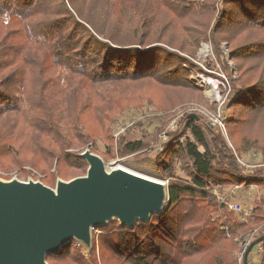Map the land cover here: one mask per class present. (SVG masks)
<instances>
[{
    "label": "trees",
    "instance_id": "trees-1",
    "mask_svg": "<svg viewBox=\"0 0 264 264\" xmlns=\"http://www.w3.org/2000/svg\"><path fill=\"white\" fill-rule=\"evenodd\" d=\"M52 2L58 5L50 7ZM238 8L237 17L248 20L253 34L264 30V0L239 2ZM211 9L212 3L203 6L196 0H0V157L12 154L33 169L49 170L54 160L67 161L74 168L85 166V161L72 153V142H89L97 129L103 133L101 107L113 98H105L102 92L113 86H134L133 82L142 79L164 86H187L183 74H156L161 63L158 54L168 51L146 47L159 42L183 48L181 42L171 41V24ZM36 14L39 17L33 19ZM208 24L199 25L206 29ZM210 34L216 45L219 39L214 37L213 26ZM145 53L153 56L149 70L144 59L134 62L136 55ZM247 57L250 62L244 70ZM242 59L237 67L239 86H245L241 79L247 71L248 82L255 79L247 101L240 99L250 110L249 131L257 114L264 113V35L248 42V55L243 52ZM243 90L235 86L232 94L237 96ZM227 121L233 136L235 120L229 117ZM185 129L183 140L174 144L188 160V179L168 182L167 205L151 215L149 222L105 231L101 239L110 254H124L131 264H238L234 254L238 240L248 233L250 218L257 217H252V212L247 222L242 221L238 213L217 200L210 187L264 186V167L243 173L219 131L203 127L195 119H188ZM124 136L122 133L114 140L112 133L114 143L121 144ZM248 136L253 138L239 134L241 142L246 138L248 149L264 159V136ZM170 142L164 143L161 151L169 150ZM122 147L130 154L143 150L145 143L134 139L124 141ZM159 168L169 173L172 165L161 159ZM262 203L254 209L262 208ZM261 220L264 229V218ZM257 237H263L259 242L263 244L264 232L253 239ZM72 255L84 263L80 248L70 240L57 254L47 255L46 261L56 264Z\"/></svg>",
    "mask_w": 264,
    "mask_h": 264
},
{
    "label": "rangeland",
    "instance_id": "rangeland-1",
    "mask_svg": "<svg viewBox=\"0 0 264 264\" xmlns=\"http://www.w3.org/2000/svg\"><path fill=\"white\" fill-rule=\"evenodd\" d=\"M196 1L203 6L212 3L211 12L204 11L202 13L200 11L193 16L186 15L182 19H177L170 26L173 33L171 41L174 43L181 42L183 48H177L176 45L173 47L166 46L159 42L151 43L146 47V50L160 47L168 51V54H158L157 57L161 63L155 70L156 74L162 77L174 76L176 73L183 74L187 79V86H164L153 80L142 79L133 82L134 86H113L112 89L103 91L102 95L105 94V98H113L111 103L101 107L100 117L102 118L100 120L104 131L102 133L97 129L96 135L86 143L73 141L72 153L79 154L84 149L89 148L91 152L100 156L106 169L119 165L138 174L163 181L166 185L172 180H187L186 172L190 165L183 154L175 150L174 143L177 139L183 140V134H186L187 120L195 119L203 127H209L213 132L219 131L228 148L234 151V154L247 165L237 162L243 173H250L264 167V159L260 154L256 153L254 149H248V140L244 138L241 142V138H239V134L250 138L253 137L248 135L262 138L264 136V113L257 114L252 130L248 131V113L250 110L245 107L248 103H240V99L247 101L248 89L253 88L255 79L248 82L251 78H248V71L245 72L241 79L245 86L240 87V72L237 69L243 62V52L248 55V42L257 40V36H263L264 30L256 31L255 35L251 29H248V20L237 17L239 2L247 3L248 0ZM56 5L58 4L52 2L50 7ZM38 17L36 14L33 19ZM228 17L229 19H227ZM202 22L209 23L206 29L199 25ZM183 26L186 27V31ZM212 26L214 37L219 39L217 46L212 42V34L209 35V29ZM205 33H207V38L203 39ZM140 49L141 52L146 51L144 48ZM150 53L136 55L134 62L138 58H142L141 60L144 59L147 64V70L151 69L149 61L153 56ZM248 62L250 60L247 57L244 70L247 69ZM162 65L164 67L159 70ZM257 76L258 74L254 77ZM64 77L62 73L61 80ZM235 86L238 87V90L244 89V92L235 96V92L232 94ZM92 113L91 111L89 115ZM132 117L134 118L131 120ZM229 117L232 121L235 120L234 125L232 124L233 136L229 134L230 123L227 121ZM124 121H132V123L126 126L123 132L115 135L121 122ZM170 132L172 133L168 135L167 133ZM65 133L67 136L69 135L68 131ZM112 133L114 140H117L120 134H125L121 140L123 142L141 139L145 143V148L128 154L123 150V142L121 144L114 143ZM168 141H171L169 150L164 151L163 149L161 151V146L167 144ZM161 159L172 165L169 173L159 168ZM29 165L23 160L15 159L12 154H5L0 157V179L16 178L23 181L32 179L54 188L57 179L69 180L84 175L87 170L86 161L85 166L82 165L79 168H74L71 163L64 160L59 162L54 160L49 170L42 169L40 166L33 169L32 165ZM237 193L231 200H238L248 205L251 213L253 212L252 217H259V219L254 220L250 218V213L248 216L250 218L248 233L243 235L242 240H238V246H236L238 249L235 250L234 254L237 263L240 264L244 251L243 242L247 238L251 241L254 236L264 232V229H261L263 224L261 219L264 218V186L241 189ZM261 202H263L262 208L259 207L255 210ZM117 225H119L117 220H111L104 226L93 229L89 252L78 241L72 240L76 243V247L80 248L85 264H131L124 254H117L120 259H117V255L110 254L101 239L105 231L110 233ZM253 251H255V247L248 254V264H255V261L260 259ZM72 256L62 261L58 260L56 264H84L78 261L74 255ZM210 264H213L212 261Z\"/></svg>",
    "mask_w": 264,
    "mask_h": 264
},
{
    "label": "water",
    "instance_id": "water-1",
    "mask_svg": "<svg viewBox=\"0 0 264 264\" xmlns=\"http://www.w3.org/2000/svg\"><path fill=\"white\" fill-rule=\"evenodd\" d=\"M86 173L55 187L40 181L0 179V264H49L70 240L89 252L92 230L117 220L128 229L146 223L167 205L163 181L113 166L106 169L99 155L84 149L78 154ZM263 237L249 241L241 264Z\"/></svg>",
    "mask_w": 264,
    "mask_h": 264
},
{
    "label": "built area",
    "instance_id": "built-area-1",
    "mask_svg": "<svg viewBox=\"0 0 264 264\" xmlns=\"http://www.w3.org/2000/svg\"><path fill=\"white\" fill-rule=\"evenodd\" d=\"M134 117L131 118V120ZM132 123V121H124L121 122L120 126L117 129V132L115 135L121 133L124 131V128L128 125H130ZM236 160L238 163L243 164L245 166H247L244 162L241 161V159L239 157L236 156ZM250 166V165H248ZM251 187H253V185H248V186H243L241 184H231L228 186H225L223 188H218L217 186H212L210 187L212 193L215 195V197L217 198V200L220 203H223L224 205H226V207L228 209H230L231 211L238 213L240 215V218L242 221H247L248 216L251 213V209L248 207V205L238 201V200H231L233 196H236V194H238L237 192L240 191L241 189H250ZM238 190V191H237ZM249 239L247 238L244 242H243V248H245L246 244L248 243ZM255 250L257 249L258 251L261 250V243L256 244L255 246ZM264 264V262H263Z\"/></svg>",
    "mask_w": 264,
    "mask_h": 264
},
{
    "label": "crops",
    "instance_id": "crops-1",
    "mask_svg": "<svg viewBox=\"0 0 264 264\" xmlns=\"http://www.w3.org/2000/svg\"><path fill=\"white\" fill-rule=\"evenodd\" d=\"M253 253L255 255H257V257H260V259L258 261H255V264H263V262H264V243L261 244V250L258 251L256 249L255 251H253Z\"/></svg>",
    "mask_w": 264,
    "mask_h": 264
},
{
    "label": "bare ground",
    "instance_id": "bare-ground-1",
    "mask_svg": "<svg viewBox=\"0 0 264 264\" xmlns=\"http://www.w3.org/2000/svg\"><path fill=\"white\" fill-rule=\"evenodd\" d=\"M117 166H119V165H117ZM120 167V166H119ZM122 167V166H121ZM133 172V171H132ZM136 173V172H135Z\"/></svg>",
    "mask_w": 264,
    "mask_h": 264
}]
</instances>
